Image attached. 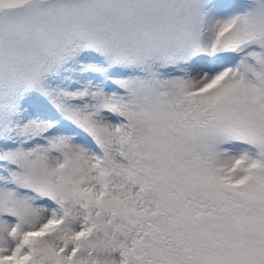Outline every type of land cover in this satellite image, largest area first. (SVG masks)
<instances>
[{
	"label": "snow or ice",
	"instance_id": "6c2138e0",
	"mask_svg": "<svg viewBox=\"0 0 264 264\" xmlns=\"http://www.w3.org/2000/svg\"><path fill=\"white\" fill-rule=\"evenodd\" d=\"M0 264H264V0H0Z\"/></svg>",
	"mask_w": 264,
	"mask_h": 264
}]
</instances>
